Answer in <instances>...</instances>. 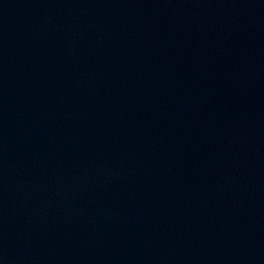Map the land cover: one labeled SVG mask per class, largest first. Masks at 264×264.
Returning a JSON list of instances; mask_svg holds the SVG:
<instances>
[{"label": "water", "instance_id": "95a60500", "mask_svg": "<svg viewBox=\"0 0 264 264\" xmlns=\"http://www.w3.org/2000/svg\"><path fill=\"white\" fill-rule=\"evenodd\" d=\"M0 264H264V0H0Z\"/></svg>", "mask_w": 264, "mask_h": 264}]
</instances>
